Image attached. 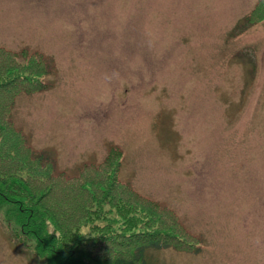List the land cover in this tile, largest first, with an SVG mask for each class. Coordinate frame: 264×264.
Wrapping results in <instances>:
<instances>
[{"label": "rangeland", "instance_id": "1", "mask_svg": "<svg viewBox=\"0 0 264 264\" xmlns=\"http://www.w3.org/2000/svg\"><path fill=\"white\" fill-rule=\"evenodd\" d=\"M257 1L0 0V48L50 67L48 88L12 111L32 150L74 176L120 149V180L200 243L148 250V264H264ZM6 226L0 213V264H43Z\"/></svg>", "mask_w": 264, "mask_h": 264}, {"label": "trees", "instance_id": "2", "mask_svg": "<svg viewBox=\"0 0 264 264\" xmlns=\"http://www.w3.org/2000/svg\"><path fill=\"white\" fill-rule=\"evenodd\" d=\"M252 12L264 19V0ZM251 16L244 24L255 23ZM49 73L43 54L0 48V213L12 240L43 264H148L151 249L199 253L172 210L120 180V149L74 176L32 150L12 111L20 94L48 88Z\"/></svg>", "mask_w": 264, "mask_h": 264}, {"label": "clouds", "instance_id": "3", "mask_svg": "<svg viewBox=\"0 0 264 264\" xmlns=\"http://www.w3.org/2000/svg\"><path fill=\"white\" fill-rule=\"evenodd\" d=\"M48 231H49V234H51L53 232V227L51 226V223L48 222ZM57 236H59V232L56 233Z\"/></svg>", "mask_w": 264, "mask_h": 264}]
</instances>
